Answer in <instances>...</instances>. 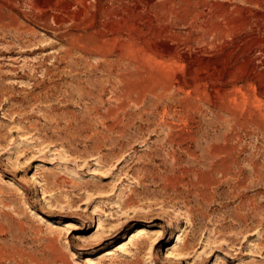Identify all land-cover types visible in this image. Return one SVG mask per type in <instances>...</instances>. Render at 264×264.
Wrapping results in <instances>:
<instances>
[{"label": "rangeland", "instance_id": "1", "mask_svg": "<svg viewBox=\"0 0 264 264\" xmlns=\"http://www.w3.org/2000/svg\"><path fill=\"white\" fill-rule=\"evenodd\" d=\"M263 56L264 0H0V264H264Z\"/></svg>", "mask_w": 264, "mask_h": 264}, {"label": "bare ground", "instance_id": "2", "mask_svg": "<svg viewBox=\"0 0 264 264\" xmlns=\"http://www.w3.org/2000/svg\"><path fill=\"white\" fill-rule=\"evenodd\" d=\"M31 1L35 4V3H37L38 0H31ZM1 2L7 4L11 8L13 3H14V0H1ZM260 53L263 54V51L260 50ZM14 189H15V186H14ZM32 214H34V212ZM38 217H39V215H38ZM78 230H79V228H78L77 225L71 224V225H69V227L67 226L65 232H66V235L69 236V238H72V237L75 236V232L78 231ZM142 236L148 237L150 239L149 236H157V233H155V231H149L145 227H140L135 232L131 233L129 235L128 239L125 242L119 244L118 247L115 250L106 251L105 253H103L101 255L102 257H100L99 259L100 260H105L106 258L113 257V256H115V254L117 252L122 253L125 256H130L132 254L131 253L132 251H130V246L131 245L133 246V244H135L136 240H138L139 238L141 239ZM151 250H153V249H151ZM170 259H171V257H170ZM87 264H97V263L95 261H93V260H89V261H87Z\"/></svg>", "mask_w": 264, "mask_h": 264}]
</instances>
